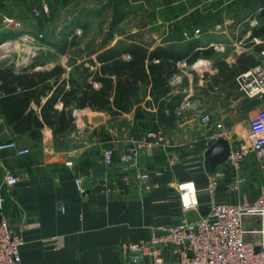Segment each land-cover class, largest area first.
I'll return each mask as SVG.
<instances>
[{
  "label": "crops",
  "instance_id": "1",
  "mask_svg": "<svg viewBox=\"0 0 264 264\" xmlns=\"http://www.w3.org/2000/svg\"><path fill=\"white\" fill-rule=\"evenodd\" d=\"M86 1L0 0V70L35 74L61 66L65 72L60 79L77 75L76 67L80 69L83 61L71 49L82 23H91L82 15ZM103 4L110 13L103 49L134 42L150 49L174 45L187 52L193 48L177 62L176 74L182 73L184 82L173 87V93L181 91L184 96L171 125L160 118V100L148 87L128 112L113 115L74 107L73 124L55 136L42 112L50 94L42 95L39 103L32 101L27 109L45 122L38 139L17 133L0 105V142L15 140L30 148L23 156L0 151L4 198L0 222L6 218L25 238L16 264H153L148 258L134 262L123 256L120 244L148 238L157 224L206 215L214 202L235 203L241 193L255 200L264 185V164L251 152L241 163L239 174L247 179L240 191L229 189L239 174L225 161L213 171L219 178L213 196L204 164L206 138L217 123L224 124L235 146L248 127L244 115L255 113L257 101L264 105V99L243 96L236 82L239 73L261 60L264 0H105ZM195 51L199 56L187 61ZM96 57L93 52L84 61ZM184 60L186 66L181 64ZM50 81L54 84L55 78ZM215 85L224 91L214 100L207 92ZM184 101L189 104L178 112ZM63 106L61 100L55 103L58 109ZM236 106L240 111H234ZM207 109L214 116L202 124L200 116ZM158 127L164 128L172 145L141 157L139 169L149 171L154 184L142 194L133 177L135 169L123 167L119 155L127 138ZM112 146L118 147L115 160L105 165L104 149ZM7 170L19 176L13 187L4 185ZM80 176L84 192L77 184ZM184 182H194L197 188L199 204L191 211H185L181 203L178 184ZM61 198L66 203L64 212L57 205ZM165 259V264L173 261L169 251Z\"/></svg>",
  "mask_w": 264,
  "mask_h": 264
},
{
  "label": "built area",
  "instance_id": "2",
  "mask_svg": "<svg viewBox=\"0 0 264 264\" xmlns=\"http://www.w3.org/2000/svg\"><path fill=\"white\" fill-rule=\"evenodd\" d=\"M214 47L223 48L220 45ZM181 64L187 65L185 60ZM169 82L172 87L181 86L184 76L182 73L176 74ZM236 82L239 92L246 98L264 99V50L261 51V60L239 73ZM219 90L220 87L215 85L214 91ZM188 104V101L182 102L178 112ZM240 108L236 106L234 111H240ZM213 116L214 111L207 109L201 114L200 121L208 124ZM228 135L224 124L217 123L216 129L206 138L207 147ZM241 138L235 146L231 142V151L226 159L238 174L242 160L251 152L264 164V105L250 116L246 132ZM171 145V140L162 127L147 129L140 136H131L125 140L119 160L123 167L135 169L133 177L142 194L149 192L154 184L150 181L151 173L139 169L141 157L144 154L151 155L157 148ZM117 148L112 146L104 149L103 164L111 165L114 162ZM5 150L20 156L30 152V148L21 147L15 140L0 142V151ZM246 179L244 175H237L228 184L229 189L240 191ZM18 181L19 176L15 172L6 171L5 186L13 187ZM218 182V176L214 172L209 173L208 191L213 196L216 194ZM77 184L84 192L83 176L77 178ZM178 189L183 209L191 211L197 208L199 200L195 183H179ZM3 201L4 198L0 195V207ZM57 205L63 212L66 211L64 199H59ZM24 243L22 233L3 218L0 222V264L19 263L20 247ZM120 251L123 256H130L134 262L148 258L153 264H165L166 251L173 256L171 264H264V185L255 200H250L246 193H241L240 199L235 203L214 202L206 215L196 219L184 218L174 224H157L152 227L148 238L122 243Z\"/></svg>",
  "mask_w": 264,
  "mask_h": 264
},
{
  "label": "trees",
  "instance_id": "3",
  "mask_svg": "<svg viewBox=\"0 0 264 264\" xmlns=\"http://www.w3.org/2000/svg\"><path fill=\"white\" fill-rule=\"evenodd\" d=\"M103 48L94 51L96 59L83 61L80 69L76 67L77 75L71 74L69 78L60 79L65 72L61 66L35 74L0 70V105L14 130L38 139L46 122L58 136L73 124L74 107H90L113 115L128 112L148 87L151 95L160 100V118L171 125L175 107L184 94L173 93L169 81L179 72L177 62L193 48L187 52L174 45L150 49L147 44L136 42ZM199 54L195 51L186 57L187 61H193ZM52 78H55L54 84L50 81ZM47 94L50 96L42 106L44 122L33 109L28 112L27 109L32 101L39 103L41 96ZM59 100L64 103L62 109L55 107Z\"/></svg>",
  "mask_w": 264,
  "mask_h": 264
},
{
  "label": "rangeland",
  "instance_id": "4",
  "mask_svg": "<svg viewBox=\"0 0 264 264\" xmlns=\"http://www.w3.org/2000/svg\"><path fill=\"white\" fill-rule=\"evenodd\" d=\"M78 1V0H77ZM105 0H87L85 3L83 2V11L82 15L88 16L91 18V23H82L80 31L77 32L75 38H73V43H75L74 47H72L71 51L76 55L81 57V62L90 54L96 51L98 48L104 46L107 43V39L109 37V30L107 28L108 21L110 20V13L106 5L103 4ZM73 3L68 6L65 11L68 13L70 8L72 9ZM91 6V7H90ZM232 12V10H231ZM217 53L215 52L214 58H217ZM89 63L87 62V65ZM93 67V66H91ZM210 91L208 94L212 95L215 100L219 95H222L224 89L219 92H213L214 88L212 86L209 87ZM235 94V93H233ZM261 107L260 104L256 103V109ZM187 114V113H186ZM253 114V113H252ZM251 113L245 114L244 119L245 123H249Z\"/></svg>",
  "mask_w": 264,
  "mask_h": 264
},
{
  "label": "water",
  "instance_id": "5",
  "mask_svg": "<svg viewBox=\"0 0 264 264\" xmlns=\"http://www.w3.org/2000/svg\"><path fill=\"white\" fill-rule=\"evenodd\" d=\"M242 138L239 137L235 141H240ZM231 151V141L222 137L214 142L205 152V168L206 171L211 173L213 172L218 165L226 161L228 155Z\"/></svg>",
  "mask_w": 264,
  "mask_h": 264
},
{
  "label": "bare ground",
  "instance_id": "6",
  "mask_svg": "<svg viewBox=\"0 0 264 264\" xmlns=\"http://www.w3.org/2000/svg\"><path fill=\"white\" fill-rule=\"evenodd\" d=\"M6 45V44H5ZM246 132V130L244 131V133ZM244 133H242V135H244Z\"/></svg>",
  "mask_w": 264,
  "mask_h": 264
}]
</instances>
